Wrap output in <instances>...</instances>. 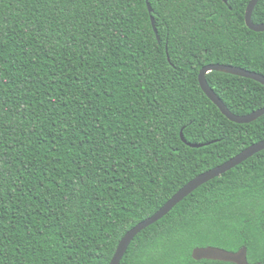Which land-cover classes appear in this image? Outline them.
<instances>
[{
    "label": "trees",
    "instance_id": "16d2710c",
    "mask_svg": "<svg viewBox=\"0 0 264 264\" xmlns=\"http://www.w3.org/2000/svg\"><path fill=\"white\" fill-rule=\"evenodd\" d=\"M250 2L149 0L151 14L147 0H0V264H110L184 186L264 140V116L231 122L199 83L208 65L264 76ZM207 80L236 115L264 108L256 81ZM210 246L264 264V151L140 233L121 264H232L193 259Z\"/></svg>",
    "mask_w": 264,
    "mask_h": 264
},
{
    "label": "water",
    "instance_id": "95a60500",
    "mask_svg": "<svg viewBox=\"0 0 264 264\" xmlns=\"http://www.w3.org/2000/svg\"><path fill=\"white\" fill-rule=\"evenodd\" d=\"M224 3L228 4L229 0H222ZM260 0H251L247 11H246V25L247 27L257 33L264 32V23L263 24H255L253 21L254 11L259 4ZM148 8L151 14H153V8L147 0ZM153 27L155 29L156 34L158 35V30L156 27V20L152 18ZM160 41V40H159ZM212 72H220L229 75H234L237 77H242L246 79H250L256 81L264 86V76L254 73L251 71H247L245 69L234 67L230 65H208L204 67L199 74V83L206 94V96L220 109L222 114L229 119L233 123L237 124H250L257 121L259 118L264 116V108L259 109L249 115L239 116L234 114L229 110V108L225 105L222 99L215 93V91L209 85L207 80V75ZM183 141L186 142L184 138L183 132L181 133ZM192 148H200L202 145L197 144H189ZM264 151V140L260 141L252 146L248 147L240 154L227 161L223 165H220L208 172H205L189 182L186 186H184L174 197L168 201V203L161 208L154 216L149 219L143 221L135 228H133L120 242L116 254L111 261L110 264H121L125 254L127 253L130 245L135 240V238L142 233L144 230L149 228L150 226L156 224L160 220H162L165 216L172 212V210L178 206L181 202H183L187 197L193 194L196 190H198L203 185L209 183L216 178L221 177L227 172L235 169L240 166L250 158ZM192 257L195 261H219L224 263H232V264H250L248 260V250L247 248H242L238 252L227 251L218 247H199L193 251Z\"/></svg>",
    "mask_w": 264,
    "mask_h": 264
}]
</instances>
